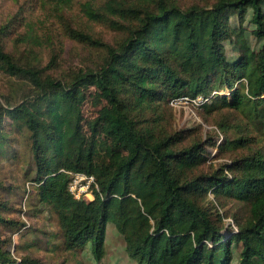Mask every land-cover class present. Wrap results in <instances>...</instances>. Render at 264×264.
<instances>
[{"label":"trees","instance_id":"16d2710c","mask_svg":"<svg viewBox=\"0 0 264 264\" xmlns=\"http://www.w3.org/2000/svg\"><path fill=\"white\" fill-rule=\"evenodd\" d=\"M43 1L62 10L74 0ZM96 3L85 0L81 10L124 36L111 45L70 29L72 38L103 56L61 77L16 60L4 49L0 27V71L23 80L28 91L15 103H0V158L15 144L26 146L27 196L56 217L57 230L48 237L70 251L89 247L100 261L112 223L137 264H230L233 247L240 264H264V148L246 134L253 121L264 124V0L186 7L180 0ZM252 35L262 42V56L251 46ZM227 43L236 58L227 56ZM184 96L206 98L203 111L225 108L245 123L232 125L220 113L221 142L203 136L200 125L172 130L161 108ZM88 100L94 107L89 117ZM208 145L245 151L198 171L209 159ZM74 173L93 176L92 199L69 190ZM209 191L247 206L236 230L223 233L219 212L214 217L203 207L200 199ZM1 222L24 227L2 215ZM5 244L0 237V264H43L13 257Z\"/></svg>","mask_w":264,"mask_h":264},{"label":"rangeland","instance_id":"374dc122","mask_svg":"<svg viewBox=\"0 0 264 264\" xmlns=\"http://www.w3.org/2000/svg\"><path fill=\"white\" fill-rule=\"evenodd\" d=\"M84 1L74 0L70 7L61 10L52 1L0 0V27H5L2 37L4 49L20 63L34 64L43 69V73L55 77L66 75L77 68L94 66L103 56L101 49L72 38L69 30L84 31L93 38H99L111 45L119 42L124 34L123 31L111 29L107 23L89 19L81 10V3ZM103 1L97 0L96 6ZM214 1L180 0V3L183 7L191 4L209 6ZM243 26L249 31L253 30L247 21ZM261 44V41L251 36V46L258 56H262ZM226 54L229 58H236L237 50L227 43ZM24 84L23 80L9 77L0 71V103L4 105L6 98L13 103L19 101L22 94L28 92ZM201 103L198 99L192 101L185 96L170 100L168 105L161 108L164 123L175 131L190 130L200 125L203 136L205 133L211 134L217 142H221L223 135L216 123L221 119L220 113L224 111L223 116L232 125L245 123L235 112L226 111L225 108L209 114L202 110ZM93 110L94 107L88 100L84 106V114L89 117ZM203 117H207L206 121ZM251 124V132L248 129L246 134L252 136L254 146L264 148V124L258 121ZM10 137L16 140L19 135L10 133ZM207 149L210 152L207 164L201 165L198 171L209 172L227 162L234 154L245 151V148H238L235 151L220 150L210 145ZM29 160L26 146L18 144L13 145L8 153L0 158V215L24 223L21 229L0 223V237L6 239L5 247L13 257L37 258L43 264H137L128 257L124 239L112 223H108L106 227L105 255L100 261L93 258L89 247L70 251L63 249L54 236L48 237V232L57 230L56 217L47 212L45 207L37 204L33 197L27 196L31 184L24 175L26 163L23 162ZM82 196L92 199L91 194L82 193ZM200 202L212 216L216 217V212H219L222 217L223 233L229 228L236 230L235 220L240 221V218L247 215L245 204L228 198L217 199L210 191L200 199ZM237 251L238 248L233 247L230 264H240Z\"/></svg>","mask_w":264,"mask_h":264},{"label":"built area","instance_id":"2783aa9c","mask_svg":"<svg viewBox=\"0 0 264 264\" xmlns=\"http://www.w3.org/2000/svg\"><path fill=\"white\" fill-rule=\"evenodd\" d=\"M187 98V97H186ZM196 99L200 100V102H204L206 98L201 96L192 99V101H196ZM94 183V178L92 175H86L82 173H74L71 174V181L69 183V190L76 198H80L82 193L85 195L91 194L89 191L91 184Z\"/></svg>","mask_w":264,"mask_h":264}]
</instances>
